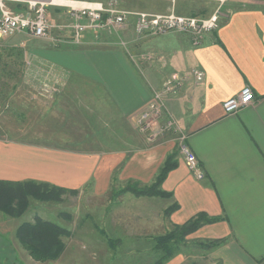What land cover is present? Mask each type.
Masks as SVG:
<instances>
[{
    "label": "crops",
    "instance_id": "0c3cea01",
    "mask_svg": "<svg viewBox=\"0 0 264 264\" xmlns=\"http://www.w3.org/2000/svg\"><path fill=\"white\" fill-rule=\"evenodd\" d=\"M86 1L103 2L106 6L111 2ZM221 1L223 13L219 26L205 32L199 43H195L191 33L181 32L138 38L134 32L136 18L131 15L123 29L127 30L126 46L119 43L117 33L109 30H89L81 43L61 42L56 47L40 42L30 46L27 64L32 69L44 62L59 71H67V75L63 74L70 105L67 110H94L100 100L102 109L107 110L105 114L117 125L119 130L116 131L122 138H118L119 145L111 146L114 151L109 153L67 152V183L65 178L54 176L55 170L46 173L25 168L23 172L19 157L1 156L0 179L32 178L70 186L72 180L78 178L74 170L77 166L81 170L94 163L101 172L98 178L107 183L112 168L125 163L122 172L125 177L153 182L167 157L174 152L176 142L167 135L158 143L150 144L146 140L138 143L142 135L135 129L133 118L146 108L155 90L160 89L171 74L200 68L205 73L203 80L189 79L177 94L168 96L164 116L168 114L176 119L186 142L199 158L205 176L196 178L185 160L178 156V165L162 183L163 190L173 195L161 198L166 201L165 209L175 202L179 205L168 217L171 224H183L200 212L221 216L222 220L205 224L191 233L181 252L164 264H183L185 260L195 264L200 261L264 264V0ZM219 3L220 0H116L115 5L128 11L158 14L175 11L209 17ZM8 5L22 10L18 2L9 1ZM53 10L70 20L68 10L67 15L65 10ZM25 35L27 33H18L16 37ZM245 86L253 89L255 99L236 113H226L223 102ZM121 122L125 127L128 125L127 128L122 127ZM5 149L37 156L32 157V161H39L41 156L39 147L24 143L0 141V151ZM6 160L12 165L2 164ZM107 191L108 188L103 194ZM220 238L225 241L214 248L198 245L200 241ZM130 239L125 240L126 243L134 242ZM113 242L110 245L107 240L110 248L116 244ZM136 251L139 258L149 251L153 253L152 249L137 246L132 247L130 253Z\"/></svg>",
    "mask_w": 264,
    "mask_h": 264
},
{
    "label": "rangeland",
    "instance_id": "374dc122",
    "mask_svg": "<svg viewBox=\"0 0 264 264\" xmlns=\"http://www.w3.org/2000/svg\"><path fill=\"white\" fill-rule=\"evenodd\" d=\"M220 2L214 13H218L221 18L223 1ZM54 8L65 10L67 15L66 7L50 5L48 14L51 21L57 25L71 21V19L67 20V16L55 13ZM109 31L117 33L121 45L122 41L126 40L124 36L126 37L127 30ZM64 34H67L66 28L61 30L55 27L51 36L47 38H37L30 34L16 37L14 34L13 37L0 39V141L34 145L39 147L41 153L39 161H32V157L37 156L24 154L19 150L12 153L11 149H5L0 151V160L1 156L10 159L19 157L21 159H18V163L23 172L25 168L31 172L48 173L55 170L54 176L65 178L67 183L69 166L66 163L67 152L109 153L114 151L111 146L119 145V139L121 140L122 137L116 131L119 130L117 125L115 126L113 120L108 119L105 114L107 110L102 109L103 102L100 100L97 101L94 110L90 108L80 112L67 110L70 105L67 103V83L63 76V74L67 75L66 70L59 71L44 62H41L36 69L35 67L32 69L27 64L30 46H37L41 42L51 43L57 47L61 42H57L55 37H62ZM65 42L69 41H62ZM13 49L16 51L12 53ZM20 50L24 51V56L18 54ZM164 114L158 119L159 123L166 125V122L171 120L174 125L171 130L164 131L158 136L154 142H161L169 135L176 142L174 151H178L177 157H182L180 136L183 133L176 119ZM137 115L133 118V124L142 135L137 139L138 143L141 144L144 140L148 143V132L142 131L137 122ZM127 126L122 125L124 128ZM106 130L109 133L104 132ZM129 130L132 131L130 128ZM2 164H6L7 167L12 165L9 160ZM124 168L125 163L113 167L110 171L113 173L107 183L98 178L101 172L94 163L83 166L81 170L77 166L74 170L78 178L72 180L70 186L35 179L76 189L77 192L75 194L66 192L59 200H41L30 196L29 209L20 217H13L0 209V264H148L154 261L156 255L149 251V249L153 251L152 238L173 230L175 224L169 223V215L165 213L167 204L160 196H135L130 192L116 195L131 183L137 182L139 186L152 183L125 177L126 175L122 173ZM80 178L83 180L80 181ZM106 188L108 191L103 194ZM36 215L55 221L70 231L69 235H64L62 238L65 248L57 259L48 261L33 259L16 237L18 226L24 221L34 220ZM101 230L105 233H101ZM190 234L186 236L187 240ZM109 237H112L116 243L112 248L107 243ZM130 238L135 243H126L125 240H131ZM116 240L124 242L119 244ZM136 246L142 249L144 247L149 253L147 252L144 257L140 255L141 258L138 251L130 253L132 247L136 248ZM91 250L95 251L93 255L89 254ZM180 250L182 246L178 248L179 252ZM70 254L73 255L72 259ZM134 255H138L136 260L133 259ZM187 256H190L188 251ZM187 262L191 260H185L183 264ZM198 264L207 263L200 261Z\"/></svg>",
    "mask_w": 264,
    "mask_h": 264
},
{
    "label": "built area",
    "instance_id": "2783aa9c",
    "mask_svg": "<svg viewBox=\"0 0 264 264\" xmlns=\"http://www.w3.org/2000/svg\"><path fill=\"white\" fill-rule=\"evenodd\" d=\"M9 1L20 3L22 10L12 9ZM0 0V39L13 36L17 33H27L37 38L51 36L56 27L67 29L66 38L55 37L57 42L68 40L81 43L86 33L91 30H123L128 25L129 16H135L134 32L138 38L157 36L169 32L191 33L195 43H199L203 34L219 26L220 16L213 13L209 17L188 16L174 11L167 14L149 13L145 11H128L119 9L111 0L108 6L103 2L86 0ZM50 5L67 8L71 21L67 24H55L49 19ZM122 44L126 46L127 40ZM205 73L200 68H192L183 73H173L165 79L159 91L154 92L153 99L146 108L137 115V122L142 131L148 132V140L154 143L164 131L172 129L174 122L168 120L166 125L159 123L158 119L164 114L168 96L177 94L189 79L203 80ZM255 99V93L250 86H245L235 96L223 102V108L228 114L236 113L240 108L250 104ZM181 154L188 169L193 175L202 179L204 169L197 155L186 142L185 134L180 136Z\"/></svg>",
    "mask_w": 264,
    "mask_h": 264
},
{
    "label": "trees",
    "instance_id": "16d2710c",
    "mask_svg": "<svg viewBox=\"0 0 264 264\" xmlns=\"http://www.w3.org/2000/svg\"><path fill=\"white\" fill-rule=\"evenodd\" d=\"M15 51L13 49L11 52L13 53ZM18 54L24 56V51L20 50ZM177 155L178 151L176 150L167 157L156 179L151 184L139 186L137 182L131 183L126 188L118 191L116 195L123 192H130L135 196L172 197V192L163 190L162 183L167 178L168 173L178 165ZM66 192L75 194L77 190L35 179L18 181L0 179V209L8 215L20 217L29 209L30 196L41 200H59L62 194ZM178 207L179 205L176 202L171 204L165 210L166 215H170ZM220 220H222L221 216H211L206 212H200L183 224H175L173 230L154 236L152 238V246L156 257L154 261L148 264H164L177 253L178 248L182 244L185 245L188 234L196 231L205 224ZM101 233L105 232L101 230ZM69 234L70 231L64 226L55 221L44 219L40 215H36L32 221L22 222L16 230L17 239L28 251L30 256L38 261L57 259L65 248V242L62 238L64 235ZM113 241L115 240L112 237L108 238L110 245L114 243ZM224 241L225 238L204 240L200 241L198 245L202 248L209 249L221 245ZM185 264L195 263L187 262Z\"/></svg>",
    "mask_w": 264,
    "mask_h": 264
},
{
    "label": "bare ground",
    "instance_id": "6f19581e",
    "mask_svg": "<svg viewBox=\"0 0 264 264\" xmlns=\"http://www.w3.org/2000/svg\"><path fill=\"white\" fill-rule=\"evenodd\" d=\"M55 2H67V1H62V0H54Z\"/></svg>",
    "mask_w": 264,
    "mask_h": 264
}]
</instances>
